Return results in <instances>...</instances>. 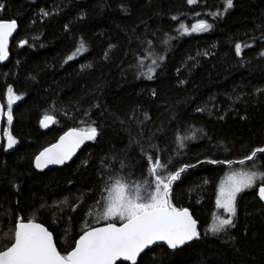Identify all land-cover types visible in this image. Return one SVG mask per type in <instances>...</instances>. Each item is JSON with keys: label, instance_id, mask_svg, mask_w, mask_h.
Listing matches in <instances>:
<instances>
[{"label": "trees", "instance_id": "trees-1", "mask_svg": "<svg viewBox=\"0 0 264 264\" xmlns=\"http://www.w3.org/2000/svg\"><path fill=\"white\" fill-rule=\"evenodd\" d=\"M0 4V19L19 23L10 60L0 61V98L4 101L9 86L23 95L12 109L10 132L17 143L0 152V251L10 246L21 217L46 225L59 250L70 251L99 198L102 169L111 165L126 174L121 160L126 165L143 160L139 147H128L139 139L146 149L148 143L158 145L162 160L171 157L175 168L196 164L175 182L172 197L176 206L190 210L201 235L176 250L156 245L137 264H264V205L258 189L239 194L235 227L205 235L217 212V187L229 168L197 164L237 161L264 147V0H234L220 17L211 13L222 10V0ZM198 19L213 28L191 35L176 31L180 22L190 26ZM165 33L173 37L166 47L159 44ZM142 41H153L155 55L164 56L152 80L133 67L144 56ZM81 43L84 48L77 53ZM236 43L242 45L239 57ZM69 55L75 58L68 61ZM45 114L57 121L49 128L40 125ZM137 118L144 123L138 125ZM81 120L95 122L96 140L68 165L37 171L35 157L67 129L84 127ZM177 131L195 132L198 138L178 150ZM258 157L264 166V154ZM134 171L139 176L144 169Z\"/></svg>", "mask_w": 264, "mask_h": 264}, {"label": "snow or ice", "instance_id": "snow-or-ice-1", "mask_svg": "<svg viewBox=\"0 0 264 264\" xmlns=\"http://www.w3.org/2000/svg\"><path fill=\"white\" fill-rule=\"evenodd\" d=\"M187 3L195 5L198 0H187ZM233 6L234 0H222V10L213 12L211 15L223 16ZM3 8L4 5L0 4V10ZM43 15L47 16L49 13L45 12ZM172 19L177 20L178 17L173 16ZM212 28L213 25L206 19H198L190 26L180 22L176 31L179 35H191L208 32ZM16 29L15 19L10 21L0 19V61L8 58L9 38ZM164 36L165 38L159 41V44L166 47L173 37H169L167 33ZM20 43L23 45L27 41ZM142 44L146 45L142 49L144 56L137 57L133 67L137 69L138 76L152 80L164 56L155 55L153 41H142ZM243 47L248 45L245 44ZM83 48L84 45L81 43L76 49L77 53ZM241 53L242 45L236 43L235 55L239 57ZM260 55L264 56V52ZM107 56L106 52L105 58ZM74 58L73 55H69L67 60L71 61ZM146 60H150V63L146 64ZM19 99L21 97L16 95L13 88L9 86L6 113L0 105V117L6 115L8 124L13 121L12 106ZM82 115L89 116L87 112ZM147 118L145 114V119ZM56 122L55 116L45 114L40 120V125L47 128L50 123ZM81 123L85 126L69 128L56 143L44 148L35 157V167L43 169L48 165H63L72 159L85 141L96 140L99 133L94 126L95 122L81 120ZM143 123V120L137 118L138 125ZM138 135L143 137L142 132H138ZM5 136L7 147L12 148L17 143L16 139L7 130ZM196 138L198 137L195 132L188 135L177 131L174 134V143L179 150L185 147V141ZM128 147H139L143 160L135 161L130 165H126L121 160L122 167L129 169L126 174L122 169L117 170L111 165L103 168L99 198L87 212L96 224L103 221V226H94L86 220L79 238L74 240V246L70 251L62 253L58 250L53 233L47 227L32 219L25 222L22 217L18 218L10 246L0 251V264H117V261L121 260L137 264L140 254L150 246L157 245L158 242H163L169 249L176 250L188 242L199 239L201 233L198 231L197 220L193 218L189 209L176 206L172 197L175 182L181 179L182 173L196 167V164L185 163L175 168L171 157L162 160L158 145L148 143L146 149L139 139L130 140ZM258 154H264V147L254 149L249 155L237 161L197 160V164H226L229 168L219 182L215 199L216 209L223 212L213 214L212 222L206 228L205 235L217 236L235 227L239 193L258 189L259 200L264 201V166L258 162ZM233 165L240 167L234 168ZM137 167L144 169L139 176L134 171Z\"/></svg>", "mask_w": 264, "mask_h": 264}, {"label": "water", "instance_id": "water-1", "mask_svg": "<svg viewBox=\"0 0 264 264\" xmlns=\"http://www.w3.org/2000/svg\"><path fill=\"white\" fill-rule=\"evenodd\" d=\"M8 21H10V20H8ZM17 22V21H16ZM18 31H19V23L17 22V29H16V31L13 33V35L9 38V43H8V58L6 59V60H4V61H1L2 63H6V62H8L9 60H10V58H11V55H10V48H11V46H12V44H13V42H14V40H15V37H16V35H17V33H18ZM0 105H2L3 106V108H4V112L6 113V105H5V102L0 98ZM5 123H6V115H4V116H2V117H0V152L6 147V148H8L7 147V141H6V138H5V136H4V129H5ZM53 123H50L49 124V126L47 127V128H49L51 125H52ZM43 128H45V127H43ZM69 129H67L66 131H68ZM65 131V132H66ZM64 134V132L61 134V135H63ZM60 135V136H61ZM59 136V137H60ZM59 137H58V139L54 142V143H56L58 140H59ZM89 142H91V141H85L84 142V144H82L81 145V147L79 148V149H77V151H76V154L72 157V159L71 160H68V161H66L63 165H48L46 168H43V169H37L36 167H35V159H34V167H35V169L37 170V171H39V172H43V171H46V170H49V169H52V168H56V167H64V166H66V165H68L69 163H71L76 157H77V155L82 151V149L85 147V145L87 144V143H89ZM53 144V143H52ZM51 145V144H50ZM49 145V146H50ZM15 146V144L13 145V147ZM49 146H47V147H49ZM12 147V148H13ZM12 148H8V149H12ZM43 151V150H42ZM39 155V154H38ZM262 203H263V205H264V201H261ZM190 211V210H189ZM191 213V212H190ZM193 216V215H192ZM193 218H194V216H193ZM195 219V218H194ZM196 220V219H195ZM25 222H27V221H25ZM35 222H37V223H40V224H42V225H44L43 223H41V222H38V221H35ZM103 224L104 223H101V224H98V225H95V226H103ZM45 227H47L46 225H44ZM197 227H199V223H198V221H197ZM48 228V227H47ZM49 229V228H48ZM49 231H51L50 229H49ZM52 232V231H51ZM54 235V234H53ZM79 238V237H78ZM54 239H55V237H54ZM56 241V240H55ZM194 241V240H193ZM193 241H191V242H188L186 245H188V244H191ZM157 245H165V244H163V242H158V244ZM154 246H156V245H152V246H150L148 249H145V251L144 252H146L147 250H149L150 248H152V247H154ZM58 250H59V248H58ZM3 251V250H2ZM144 252L143 253H141L140 254V256L138 257V259H137V261L139 260V258L141 257V255L142 254H144ZM120 262H127V261H117V264L118 263H120ZM131 263V262H130Z\"/></svg>", "mask_w": 264, "mask_h": 264}, {"label": "rangeland", "instance_id": "rangeland-1", "mask_svg": "<svg viewBox=\"0 0 264 264\" xmlns=\"http://www.w3.org/2000/svg\"><path fill=\"white\" fill-rule=\"evenodd\" d=\"M16 94V93H15ZM16 95H18V96H20L21 97V99L23 98V95H20V94H16ZM21 99H19V100H17L14 104H13V106H12V109H13V107L21 100ZM4 102H5V105H6V112H7V96H6V98L4 99ZM11 126H12V123L11 124H8V122H7V117H6V123H5V129H4V136H5V131L7 130L8 132H10V128H11ZM11 133V132H10ZM5 138H6V141H7V137L5 136ZM238 167H240V166H237V168ZM234 168H236V167H234ZM240 194V193H239ZM239 194H238V196H239ZM238 196H237V198H238ZM217 212H219V213H222L223 212V210H217ZM216 212V213H217ZM87 221H90L94 226L95 225H98V224H96V222H95V220H93L92 219V217H89V216H87ZM101 223H104L103 221H101L99 224H101Z\"/></svg>", "mask_w": 264, "mask_h": 264}, {"label": "bare ground", "instance_id": "bare-ground-1", "mask_svg": "<svg viewBox=\"0 0 264 264\" xmlns=\"http://www.w3.org/2000/svg\"><path fill=\"white\" fill-rule=\"evenodd\" d=\"M145 253V252H144Z\"/></svg>", "mask_w": 264, "mask_h": 264}, {"label": "flooded vegetation", "instance_id": "flooded-vegetation-1", "mask_svg": "<svg viewBox=\"0 0 264 264\" xmlns=\"http://www.w3.org/2000/svg\"><path fill=\"white\" fill-rule=\"evenodd\" d=\"M6 148V147H5Z\"/></svg>", "mask_w": 264, "mask_h": 264}]
</instances>
